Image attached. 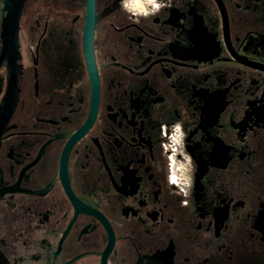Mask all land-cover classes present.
<instances>
[{
  "label": "flooded vegetation",
  "instance_id": "obj_1",
  "mask_svg": "<svg viewBox=\"0 0 264 264\" xmlns=\"http://www.w3.org/2000/svg\"><path fill=\"white\" fill-rule=\"evenodd\" d=\"M158 2L0 0V264H264V0Z\"/></svg>",
  "mask_w": 264,
  "mask_h": 264
},
{
  "label": "clouds",
  "instance_id": "obj_2",
  "mask_svg": "<svg viewBox=\"0 0 264 264\" xmlns=\"http://www.w3.org/2000/svg\"><path fill=\"white\" fill-rule=\"evenodd\" d=\"M162 7H164V5L161 2H158V0H123V8L133 16L147 17L149 15H154L158 13ZM162 134L168 137L170 141V143L162 145L165 153H167L169 149H171L172 153L168 157L170 162L168 183L170 186L176 185L179 189V193L177 194H183V196L187 197L189 195V189L192 186L190 176L186 175L189 171V166L191 165V157L184 155L182 151V142L185 135L182 130V124L177 122L172 125L171 136L168 135V126L162 125ZM178 152L181 155H184L187 164L177 162L176 155ZM177 173H179V175ZM183 203L186 205L187 201L185 200Z\"/></svg>",
  "mask_w": 264,
  "mask_h": 264
}]
</instances>
